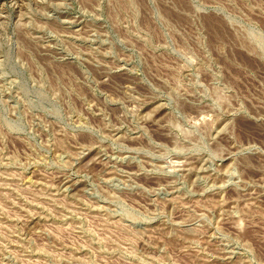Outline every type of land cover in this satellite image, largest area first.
Wrapping results in <instances>:
<instances>
[{"label": "rangeland", "instance_id": "obj_1", "mask_svg": "<svg viewBox=\"0 0 264 264\" xmlns=\"http://www.w3.org/2000/svg\"><path fill=\"white\" fill-rule=\"evenodd\" d=\"M0 264H264V0H0Z\"/></svg>", "mask_w": 264, "mask_h": 264}]
</instances>
